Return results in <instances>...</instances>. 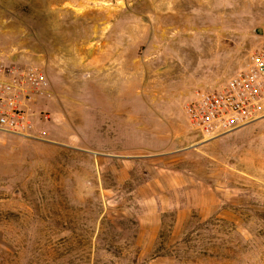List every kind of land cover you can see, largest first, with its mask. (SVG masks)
I'll list each match as a JSON object with an SVG mask.
<instances>
[{
	"label": "rangeland",
	"instance_id": "obj_1",
	"mask_svg": "<svg viewBox=\"0 0 264 264\" xmlns=\"http://www.w3.org/2000/svg\"><path fill=\"white\" fill-rule=\"evenodd\" d=\"M21 39L67 106L0 131V264H264V118L205 140L184 111L264 48V0H0Z\"/></svg>",
	"mask_w": 264,
	"mask_h": 264
},
{
	"label": "built area",
	"instance_id": "obj_2",
	"mask_svg": "<svg viewBox=\"0 0 264 264\" xmlns=\"http://www.w3.org/2000/svg\"><path fill=\"white\" fill-rule=\"evenodd\" d=\"M39 91L45 77L34 70L24 75ZM16 80L0 78V131L29 136L32 132L30 99ZM187 122L205 140L239 131L264 118V48L251 54L244 68L227 79L202 85L184 103Z\"/></svg>",
	"mask_w": 264,
	"mask_h": 264
},
{
	"label": "crops",
	"instance_id": "obj_3",
	"mask_svg": "<svg viewBox=\"0 0 264 264\" xmlns=\"http://www.w3.org/2000/svg\"><path fill=\"white\" fill-rule=\"evenodd\" d=\"M21 40L17 43H11L7 51H0V78L7 81L16 80V83L24 89L25 93H21V95L27 94L30 97L28 101L24 102V106H67L65 102L66 96L49 90L50 82L45 73L48 60L41 54H28L29 45L25 42L26 40ZM88 67V64H86L85 69ZM115 69L117 72L119 71L118 66ZM29 70L42 74L45 77L46 86L39 91L31 88L24 77ZM106 70L108 69L103 68L102 77L105 76L107 78ZM117 88L120 93L121 89L118 86ZM52 98L56 100V105L51 104Z\"/></svg>",
	"mask_w": 264,
	"mask_h": 264
}]
</instances>
